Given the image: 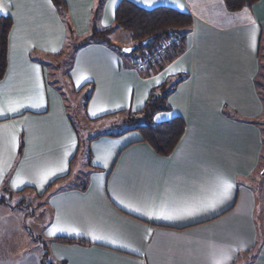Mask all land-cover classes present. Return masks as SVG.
I'll use <instances>...</instances> for the list:
<instances>
[{
    "label": "crops",
    "instance_id": "0c3cea01",
    "mask_svg": "<svg viewBox=\"0 0 264 264\" xmlns=\"http://www.w3.org/2000/svg\"><path fill=\"white\" fill-rule=\"evenodd\" d=\"M120 1L66 0L67 12L61 14L46 0H0L12 22L0 102L43 93L41 107L0 116V126H9L0 127V264H264V94L258 82L264 67V0L238 10H229L224 0H155L151 6L128 0L191 17L180 54L167 61L161 57L145 69L135 61L146 46H139L137 54L136 45L125 53L123 44L113 41L123 33L128 37L121 29L111 32L112 45L79 42L90 37L97 7L95 27H112ZM73 41L69 65L51 79L46 63L61 58ZM33 65L40 69L39 90ZM172 67L177 70L169 75ZM177 75L184 77L167 97L169 108L156 112L153 121L181 117L185 126L172 151L163 155L142 141L132 125L124 127L125 117ZM156 77H162L160 84ZM64 79L68 90L86 99L83 116L92 129L82 137L67 111ZM158 115L164 118L156 120ZM65 152L70 155L61 172ZM49 168L56 175L41 185L37 174ZM218 175L234 188L207 212L149 218L124 206L204 199ZM24 193L41 203L30 210L38 218L37 229L29 223L33 218L27 209L23 216L18 212L25 208L26 201L20 203ZM21 224L28 229H19L20 241L13 240L8 231ZM54 225L69 230L50 235ZM93 233L117 243L93 240ZM58 237L82 242H60Z\"/></svg>",
    "mask_w": 264,
    "mask_h": 264
},
{
    "label": "trees",
    "instance_id": "16d2710c",
    "mask_svg": "<svg viewBox=\"0 0 264 264\" xmlns=\"http://www.w3.org/2000/svg\"><path fill=\"white\" fill-rule=\"evenodd\" d=\"M258 0H224L229 10H238L245 6H251ZM56 10L66 14V0H52ZM99 7L96 8L93 16V29L90 37L81 41L85 44L90 40H104L112 45L109 36L114 29H121L135 39L134 45L149 39L145 49L152 50L165 41L167 44L165 53L162 56L164 61L175 58L183 50V44L191 27V17L186 12H181L167 6H157L151 9L140 7L128 0H121L115 11V20L112 27L97 29L95 22L98 19ZM11 19L8 16H0V79L6 70L7 62V37L11 28ZM177 42H174V40ZM183 75H177L168 79L155 91L152 90L145 105L135 114L141 115L135 121L132 129L137 130L141 140L148 143L156 152L166 155L172 151L184 131V120L181 117H173L170 120L155 123L153 116L156 112L165 111L169 108L167 97L177 83L183 79ZM60 242H82L80 239L58 237Z\"/></svg>",
    "mask_w": 264,
    "mask_h": 264
},
{
    "label": "snow or ice",
    "instance_id": "6c2138e0",
    "mask_svg": "<svg viewBox=\"0 0 264 264\" xmlns=\"http://www.w3.org/2000/svg\"><path fill=\"white\" fill-rule=\"evenodd\" d=\"M142 2H145L148 6H151L153 3H155V0H142ZM173 2L175 3L176 0H173ZM46 3L48 4V6L50 8L54 9V6L52 4V0H46ZM113 3H115V0H113ZM11 5L9 4V7ZM180 6V5H177ZM246 12V10H245ZM0 15H4L7 16L9 15V12L7 11V8L3 5L2 2H0ZM15 31V29H14ZM253 31L255 32V28L253 29ZM11 39V37H10ZM48 49H45V51H47ZM53 52H56L57 49L53 48L51 49ZM125 52L131 51V49H124ZM33 72L35 74L36 77V86L37 89H42V85L40 82V69L38 66L33 65ZM177 69H175L174 67L169 68L168 69V74L171 75L173 74L174 71H176ZM182 70V69H181ZM82 79H86V77H82ZM161 79L162 77H156L155 78V83L156 84H160L161 83ZM81 80L77 81V84L79 85V83L81 82ZM147 93H145V97H146ZM140 104L143 103V101L139 102ZM43 105V93L42 91H38L36 96L34 97H27V98H8L6 101L4 102H0V116H4L7 114H14V113H18L22 108L25 107H41ZM116 107H120V105H117ZM90 114L95 116L97 113L95 111H91L90 110ZM169 117L171 116L170 113L167 114ZM164 116L163 115H158L155 117L156 120H161L163 119ZM0 127H9L7 125L5 126H0ZM11 145H12V149L13 151L15 150V146H16V137L13 134L11 136ZM76 146V141L75 138L72 137L70 140V147H72L73 149ZM70 155L69 152H65L64 153V157H65V161L63 162L62 166H60L58 168V171H66L67 169V160L66 158ZM57 170H53V169H44L41 172H39L37 174L38 179L40 184L42 185L43 183L47 182V180L56 175ZM3 175V172L0 171V176ZM20 183H23V180L19 181ZM18 186L17 180L13 179L12 181V187L16 188ZM234 188V184L229 181L227 178L218 175L216 177L215 180V187L214 190L212 191L211 195L208 196L207 198L204 199H197L194 201H190V202H184L182 204L179 205H169L167 203H164L160 206H156L154 204L151 203H146L143 205V207H132L129 204H124L125 207H129L134 211L137 212H141L143 215L148 216L149 218L155 217V218H163V219H176V218H180L183 216H192L194 214L197 213H201V212H207L210 211L212 209H214L218 204L224 202L225 200H227L230 197L231 194V190ZM121 203H123V201H121ZM59 219V217H58ZM69 229L67 228H63V227H57V226H53L52 230L49 232V234H53L56 231H67ZM71 231H76V229H71ZM92 239L93 240H106L109 243H117L116 239L109 237V236H104V235H96V234H92ZM121 247H128V245L126 244H121Z\"/></svg>",
    "mask_w": 264,
    "mask_h": 264
},
{
    "label": "rangeland",
    "instance_id": "374dc122",
    "mask_svg": "<svg viewBox=\"0 0 264 264\" xmlns=\"http://www.w3.org/2000/svg\"><path fill=\"white\" fill-rule=\"evenodd\" d=\"M122 35L123 36L117 37V39H116V37H112L113 41L118 43V44H123L122 47L134 46L135 39L133 37H131L128 34V35H126L128 37L126 39H124V33ZM79 42H81V41H79ZM124 43L126 45L127 44H130V45L124 46ZM75 46H76L75 41H73L71 43V45L67 48L66 53H64L61 58H58L56 60H53V59L48 60V63H46V65H47L51 79L57 78V76H59V75L62 76V74H63L62 68H65V66L67 67V65H69L68 64V62L70 60L69 54L75 48ZM140 50H141L140 47L136 48L134 50L133 54L139 53ZM262 60H263V65H264V59H262ZM53 72H55L56 75L52 74ZM64 74H66V72ZM258 82L260 84V89L262 90V93L264 94V67H262V69L260 71V74L258 76ZM61 83H62V87H63L64 93H65L67 111H68L70 117L72 118V121L74 123L75 128L78 130L79 137H82L86 130L89 131L90 129H92V128H88V126H90V125H88V123L84 120V116H83V114H84L83 109L85 107V100L86 99L83 98L81 93L80 94L73 93L70 91V88L68 90V88L66 87V80L65 79L62 80ZM61 83L59 82L58 84H61ZM140 116L141 115H139V114H132V115H128L127 117H125L126 123H124V127H126V125H128V126L132 125L133 126L135 121H131V120L138 119ZM83 143H84L83 141H80V149L84 148ZM80 154H82V153H80ZM79 157L76 160V164L79 161ZM2 193H3V191L0 190V195H2ZM4 198H5V195H4ZM6 199L9 202L10 198L8 196L6 197ZM17 199L18 198H16V200ZM22 201H26L27 204H25L26 202H24V204H23ZM20 203H22V205L25 206V208L22 210H18V212L23 216V213H24L23 211L27 209V213L30 214V215L28 214V216H32V218H33L29 223L30 224L32 223V225H31L32 227L35 224V229L39 228V223H37L38 218L35 216L34 212H31L30 210H32L31 209L32 207L40 206L41 205L40 201L38 199H36L35 197L28 195V193H24L23 195L20 196ZM27 205H28V208H26ZM34 210H36V208ZM31 214H33V215H31ZM8 226L10 227L9 224H8ZM26 226L28 227V224H21L16 228V230L13 228L9 229L8 236L9 237L11 236L13 238V240H14V237H16V239H18L20 241L18 231H19V229L25 231L24 227H26ZM27 232H28V230H27Z\"/></svg>",
    "mask_w": 264,
    "mask_h": 264
},
{
    "label": "built area",
    "instance_id": "2783aa9c",
    "mask_svg": "<svg viewBox=\"0 0 264 264\" xmlns=\"http://www.w3.org/2000/svg\"><path fill=\"white\" fill-rule=\"evenodd\" d=\"M170 42L171 41L162 42L152 50L142 52V54L138 56L135 61L136 67L139 69H145L154 64L163 56L167 48V44ZM174 42H177V40L175 39Z\"/></svg>",
    "mask_w": 264,
    "mask_h": 264
},
{
    "label": "water",
    "instance_id": "95a60500",
    "mask_svg": "<svg viewBox=\"0 0 264 264\" xmlns=\"http://www.w3.org/2000/svg\"><path fill=\"white\" fill-rule=\"evenodd\" d=\"M148 41H149V39H145V40L141 41V42L139 43V46H140V47H145V46L147 45ZM124 49H131V51H133V50H134V47H133V46H131V47H122L121 50H122L123 52H125ZM131 51H128V52H125V53H130ZM261 175L264 176V169L261 171Z\"/></svg>",
    "mask_w": 264,
    "mask_h": 264
}]
</instances>
